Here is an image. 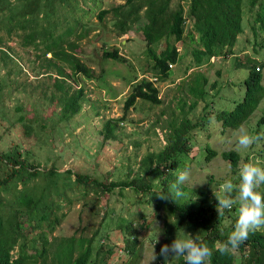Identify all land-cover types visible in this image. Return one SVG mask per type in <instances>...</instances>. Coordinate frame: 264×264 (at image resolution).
<instances>
[{
    "label": "rangeland",
    "instance_id": "obj_1",
    "mask_svg": "<svg viewBox=\"0 0 264 264\" xmlns=\"http://www.w3.org/2000/svg\"><path fill=\"white\" fill-rule=\"evenodd\" d=\"M18 1L1 0L0 5V151L13 149V143L16 142L23 152L21 156L28 163L37 164L40 169L46 170L53 166L58 171H63L69 167L74 172L97 176L103 183L132 177L135 181L139 176L148 175L155 184L152 187L156 192L161 184L158 176L144 169L146 153L158 152L170 143V129L164 120L173 115L178 119V97L191 104L193 95L188 88L197 79L195 87L203 88L204 94L203 99H198L195 106L187 108L190 109L186 114L188 119L190 122H197V126L188 129L191 136L188 140L190 147L186 155V166L177 171L188 169L191 173V182L181 186L186 198L180 202L193 208L205 196L204 214L208 216L209 213H215L219 216L217 202L213 201V189H217L226 179L239 183L236 177L239 167L244 163L253 162L264 166V141L251 149H241L238 145V138L244 133H264V127L256 125L257 116L264 110V32L257 30L253 36L249 28V21L256 13V7L252 11L244 9L243 30L229 48L231 52L223 53L225 45L221 55L204 56L200 63L193 62L190 53L191 48L196 45L195 40H175L170 37L169 41L174 44L178 58L168 64V78L155 81L160 102L137 99L124 110L122 104L130 92L133 79L141 75L150 79L154 76L149 71L153 60L147 55L145 40L138 28L143 19L135 21L122 33L113 27V16L107 10L124 0H52L44 10L49 20L42 19V9L37 11L36 18L42 22L34 25L37 30L35 33L40 29V24H44L46 32L54 37L63 36L68 40L75 38L76 53L91 68L92 76L74 73L69 88L66 86L67 78L58 79L62 87L67 89L63 95L54 86L55 71L51 70L50 76L41 72L49 52L41 53L39 44L33 46L25 43L26 33L30 30L28 25L12 26L13 21L27 23L32 19L31 13L23 12L22 4ZM174 3L175 0H171L169 7H173ZM62 8L72 15L68 14L64 19L61 15ZM103 8L105 12L98 16ZM73 16H77L76 21ZM190 22L185 23V33L188 29L192 30ZM9 25L7 31L6 27ZM66 28L71 30L67 34ZM192 32L196 39V32ZM163 44L164 38H161L152 47L158 52ZM111 48L116 49L118 58L101 55L102 49ZM251 62L261 66L259 72L262 95L255 108L237 127H222L221 121L214 118V113L221 109L230 110L235 101L241 99L243 81ZM80 87L82 98L78 99L79 109L70 118H61L59 96H67ZM20 113L29 119L16 120L15 117ZM33 113L34 118L31 117ZM118 116L120 119L113 129L114 136L104 139L103 121ZM27 126L31 127L29 132L24 131ZM205 146L214 149L215 154L205 156ZM226 149H232L241 155L235 167L231 168L229 159L220 155L219 152ZM245 151H249L247 157L244 155ZM250 151H253V156L249 154ZM167 170L173 171L164 167L163 171ZM46 176L47 173H40L29 179L26 185L35 184V187H29L32 188L31 192H40ZM63 176L60 175V184L55 185L54 190L69 184L65 194L50 192L39 203L36 214L45 211L47 217L29 216L28 221L22 223V226L37 224L47 228V224L55 220L54 231L48 234L50 244L70 234L75 237L92 236L93 248L99 243L112 245V253L105 255L106 264H152L153 246L155 253L157 249L156 240L159 243L162 238L167 237V244L170 245L176 235L178 238H187L188 235L193 237L201 231L199 226H195L193 231L182 227L163 235L162 226L167 220V211L156 207V193L153 194V203L146 201L148 193L135 189L134 182L102 189L90 182L74 183ZM174 182L173 179L168 181V187ZM19 186L17 183V187ZM43 187L45 188L44 185ZM259 191L264 193V186ZM6 193L3 191L2 196H10ZM193 196L198 199L188 201ZM208 204L211 206L208 207ZM236 216L234 206L233 210H226L223 216H219L220 219L216 218L222 225H218L221 233L228 236ZM170 218L171 216L168 217ZM126 223L136 228L138 242L135 253L127 252L122 247L124 240L130 238V234L123 229ZM38 226L29 228V232L34 228L31 235H35ZM256 232L264 236V228ZM79 240L80 238L70 237L63 244H76ZM55 244L60 245L58 242ZM246 251L245 244L242 250H232V264H243L242 258ZM92 259L91 255L89 261ZM154 264L171 262L157 260Z\"/></svg>",
    "mask_w": 264,
    "mask_h": 264
},
{
    "label": "trees",
    "instance_id": "obj_2",
    "mask_svg": "<svg viewBox=\"0 0 264 264\" xmlns=\"http://www.w3.org/2000/svg\"><path fill=\"white\" fill-rule=\"evenodd\" d=\"M51 2L52 0H19L18 3L22 4L23 12L31 13L32 19L27 23L13 21L12 26L20 25L23 27L28 25L30 30L26 33L25 43H31L33 46L39 44L40 48H42L41 53L49 52V56L45 57L44 70L41 72L50 76L51 70H54L53 81L56 84L54 86L65 95L67 89L62 87L58 79L67 78L66 86L69 88L74 73L85 76H92V74L91 68L76 53L77 43L74 40L75 38L68 40L63 36L61 38L54 37L46 32L44 24H40V29L35 33L37 30L34 25L37 22H42L36 18L37 11L42 9V19L49 20L44 10ZM169 3H171V0H124L121 3L110 6L107 10L113 16L111 24H113V27L118 28L121 33L125 32V29L135 21L140 18L143 19L138 24V28L145 40L147 55L153 60L149 67V71L153 72V79L143 75L133 79L130 92L122 104L124 110L128 106H132L137 99H143L151 103L160 102L155 81L167 79L170 73L168 64L175 62L178 58L174 44L169 41L170 37L175 40L181 38L183 40L185 38L195 40L196 45L191 48L190 53L193 62L197 64L203 60L204 56L221 55L222 47L225 45L226 49L223 53L231 52L229 48L234 44L238 33L243 29L244 9L252 11L256 7V13L249 21V28L253 36L256 35L257 30L264 31V0H175L173 7H169ZM0 5H2L1 0ZM103 12H105L104 8L99 11L98 16ZM68 14L72 15L68 10L65 11L63 9L61 11L64 19L68 17ZM72 18L74 21L77 20V16ZM186 21H191L192 30L197 34L196 39L193 37L191 29H188L186 33L184 32ZM9 28L10 25L6 27V30L9 31ZM70 31V29L66 28V34ZM161 38H164V44L156 52L152 44ZM63 41H65L64 45L62 44ZM35 55L38 56V54ZM101 55L103 57H119L115 48L102 49ZM249 65L252 66L248 69L244 78V90L241 99L235 101L230 110L221 109L214 113V118L221 121L222 127H237L254 109L262 95L261 75L258 70L260 65H257L258 68L256 70L254 69L256 64L251 62ZM195 85H197V79L193 80L188 88V91L193 95L191 104L187 103L182 97H178V119L173 115L164 120L165 125L170 129L168 131L170 143L166 144L158 152L151 153L153 151H148L146 153L144 169L149 170L154 176H158L161 184L160 189L156 192L153 188L155 184L148 175L139 176L135 181L132 177L127 180H110L103 183L97 176L74 172L69 167L63 171H58L53 166L48 167L46 170L40 169L37 164L28 163L21 156L23 152L16 142L13 143V149L0 151V264H32L34 259L40 255L45 264H106L105 255L113 251L112 245L99 243L93 248L91 245L92 236L81 237L76 244H63L66 241L62 242L61 240L55 241L60 243V245L50 244L51 241L48 240L47 234L42 232L40 234L42 244L37 246L35 240L29 239V227L32 226L30 224L22 226V223L28 221L29 216H38L40 218L44 215L47 217V214H44L45 211H40L37 214L36 211L40 201L50 192L65 194L69 184L54 190L55 185L60 184L58 181L61 180V174L71 182H82L84 184L90 182L93 185L100 186L102 189H109L113 185H129L134 182V188L148 193L146 201H151L152 203L154 193H168L167 182L172 179L175 180L174 176L177 171L186 166V155L190 147L188 140L191 136L190 133L188 134V129L197 126V122H190L186 115L190 110L187 108L195 106L198 99H203L204 89L196 88ZM79 98H82V87L67 96H59L61 118H70L79 109ZM185 106L186 108H184ZM34 115L35 113L31 117L34 118ZM25 118L27 117L21 113L15 117L18 121L25 120ZM119 119L120 116L109 117L103 121L102 128L104 131L102 134L104 139L114 136L113 129ZM256 125L264 127V110L257 117ZM24 129L25 132H29L31 127L27 126ZM205 149L207 150L205 156L215 154V150L209 146H205ZM248 152H244L245 157H247L246 154ZM260 152V149H258V153ZM219 153L223 158L229 159L231 168L238 164L241 157L232 149L221 150ZM249 154L253 156V151H250ZM152 163L153 165H151ZM164 167L173 171L167 170L164 172ZM40 173H47L46 180L41 185L42 190L40 192H31L32 188L29 187H35V184L26 185V182ZM71 173L73 177H71ZM17 183H19V187H17ZM45 190L48 192L46 193ZM3 191L10 196L5 197L4 195L3 197ZM206 199L205 196L201 197L199 202L193 208H190L185 202L179 201L175 204L158 197L155 198L156 207L164 208L167 211V220L164 219L162 234L166 236L182 227L193 231L195 226H199L201 231L193 235V238H196L198 242H203L214 249L218 243L225 241L227 236L225 233L220 232V227H218L220 224L216 219H220V217L215 213H209L208 216L204 214L206 207H204L203 202ZM213 201L216 203V198ZM207 206L210 207L211 204ZM168 215L171 216L170 219H168ZM53 223H55V220L47 224L50 229L53 227ZM123 229L130 234V238L124 240L122 247L127 252L135 253L137 251L136 243L138 242L135 235L136 228L130 223H126ZM167 239L166 237L159 243L157 241L158 244H155V246L157 245L156 260L152 264L157 260L170 261L171 264H185L182 257L171 258L169 256V260L165 261L164 257L159 255L160 248L167 244ZM216 241L217 243L215 244ZM245 243L248 245V250L242 258L243 264H264V236L257 232L250 233ZM243 244L239 246L240 250H242ZM11 249H15V251L11 252ZM91 255L93 259L89 261ZM233 259L234 254L232 255L231 252L221 254L214 250L211 264H232Z\"/></svg>",
    "mask_w": 264,
    "mask_h": 264
},
{
    "label": "clouds",
    "instance_id": "obj_3",
    "mask_svg": "<svg viewBox=\"0 0 264 264\" xmlns=\"http://www.w3.org/2000/svg\"><path fill=\"white\" fill-rule=\"evenodd\" d=\"M211 56L213 55H210V57ZM253 63L256 64L254 65V69L256 70L258 68L257 65L259 66L260 64L255 62ZM251 66L252 65H249V68ZM260 68L258 69L259 71ZM260 84L262 85L261 80ZM262 141H264V133H244L239 136L238 145L241 149H251L254 145H258ZM236 179H238L239 183H235L233 179H226L218 186L217 189H213V194L217 200L216 208L219 216H223L226 210L231 211L233 210L234 206L236 207L237 216L235 224L232 231L228 234L227 239L218 243L213 249L203 242H198L196 238H193L190 235H188L187 238H178L176 235V238L170 245L164 244L160 248L159 255L164 257L165 261L169 260V256H171V258L182 257L185 261V264H211V257L214 250L221 254H227L229 252L232 253V250L235 249L240 250L239 246L241 244L244 243L247 245L245 242L247 241L250 233H254L264 228V193L259 191L261 186H264V166H260L258 163L253 162L244 163L239 167ZM190 182V170H181L177 173L175 182L169 186L168 193L165 194L161 192L156 196L162 200L176 204L177 202L186 198V193L183 191L181 186ZM196 199L198 198L193 196L192 198H189L188 201H195ZM30 226H34L35 228L38 225L30 224ZM32 230L29 232V239L35 240L37 246L42 244V240L40 238V234L42 232L48 236L49 233L54 231L53 227L50 229V226L47 228L38 226V229L34 232L35 235H31L30 233ZM70 237H73L74 239H81V236L75 237L74 234H70L68 236L61 237L59 240L65 242ZM244 244L242 245V249ZM10 251L14 252L15 249H11ZM40 256L35 258L32 264H45V261H43ZM155 260L156 253L153 246L151 262ZM118 263L121 262H116L114 264Z\"/></svg>",
    "mask_w": 264,
    "mask_h": 264
}]
</instances>
